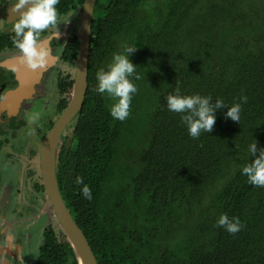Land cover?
<instances>
[{
    "label": "trees",
    "instance_id": "obj_1",
    "mask_svg": "<svg viewBox=\"0 0 264 264\" xmlns=\"http://www.w3.org/2000/svg\"><path fill=\"white\" fill-rule=\"evenodd\" d=\"M75 1L74 8L84 2ZM13 35L0 34V52L16 50ZM78 44L73 35L64 61H76ZM125 44L137 48L130 56L137 92L120 121L110 115L112 101L94 89L96 72ZM88 83L84 106L62 137L57 178L98 264H264V187L241 174L251 160L248 145L264 148V0H98ZM72 86L71 75L60 77L61 94ZM176 87L212 103L219 98L231 106L242 95L247 103L239 122L224 116L225 107L212 131L193 139L167 109ZM67 105V97L60 99L59 115ZM23 124L11 120L15 129ZM43 125L49 130L51 117ZM14 132L0 128V147ZM22 192L13 191L8 216L24 220L14 199ZM32 192L34 201L42 195V207L50 205L40 169ZM225 213L240 219L236 234L214 227ZM36 264L79 261L67 238L52 235Z\"/></svg>",
    "mask_w": 264,
    "mask_h": 264
},
{
    "label": "clouds",
    "instance_id": "obj_2",
    "mask_svg": "<svg viewBox=\"0 0 264 264\" xmlns=\"http://www.w3.org/2000/svg\"><path fill=\"white\" fill-rule=\"evenodd\" d=\"M59 3L60 0H14L11 3V11L18 13V18L11 23L10 30L14 34L12 43L20 52L19 64L31 70L45 69L48 66L52 52L41 37L49 29H55V31L49 33L48 39L59 37V13L56 7ZM121 48V51L112 55L111 62L106 69L102 68L96 72L97 85L94 91L106 94L112 101L109 107L110 115L113 119L124 121L129 116L130 104L133 95L137 92V87L132 82L137 65L133 64L130 59L131 54L137 48L126 44ZM11 71L16 72V66H12ZM69 75L73 77V71ZM71 91L72 88L65 94L68 102ZM212 101L211 96L199 93L183 94L179 87H176L166 97L167 109L180 115L182 124L193 139H198L202 133H210L216 121V112L225 107L227 111L223 113L224 116L234 122H239L241 104L247 103V96L242 95L240 102L233 103L231 106L226 105L223 99L218 98L215 103ZM247 151L251 160L242 167L241 174L247 178L250 185L264 187V148L258 150L257 142L254 141L248 145ZM76 184L82 185L81 195L91 200V189L81 177L76 178ZM12 220L14 221V218L10 217L11 226L14 225ZM214 227L223 228L229 234H236L243 225L238 217L230 218L225 213L218 217ZM24 255L23 250L18 253L16 264H24Z\"/></svg>",
    "mask_w": 264,
    "mask_h": 264
},
{
    "label": "rangeland",
    "instance_id": "obj_3",
    "mask_svg": "<svg viewBox=\"0 0 264 264\" xmlns=\"http://www.w3.org/2000/svg\"><path fill=\"white\" fill-rule=\"evenodd\" d=\"M2 25L3 22L1 23L0 28ZM69 33H72V31ZM60 37L61 39L64 38V40L62 41L67 40L66 39L67 37H64V35H61ZM59 50L58 52L60 55L61 52ZM3 53H8V52L5 51ZM1 64L6 65L7 63L1 62L0 69L4 67ZM17 64L18 63H15L16 66ZM57 69H59L64 75L66 73L67 74L72 73V71L74 72V64L64 63L63 60H57L56 69L52 70L49 74L48 73L46 74V77L42 79L43 84L41 85V87H39L38 89L37 88L30 89L31 91L29 97L31 99H28V97L23 98L27 100L25 101V103L23 102V99L17 101L14 104V107H12L10 104L7 107L3 102L0 103V106H3L7 110L5 112L4 110L1 111L0 109V128L4 130L5 124L9 123L8 121L9 118H12L13 116L16 117V119H23L27 121V123L24 126L25 129L30 128L29 124L34 123L36 127L35 130L34 129L33 130L34 132H36L37 135L33 132V130H31L33 134L29 137L30 139L29 141L34 142L38 146V149L35 152H31L29 151V149H27V153L25 154V156H21L20 158V165L24 166L21 168L26 171V174H25L24 182L18 185L22 188L23 192L21 194V197L19 198L18 196L16 200H18L21 205L20 209H25L26 217H24V220L13 217L16 220V224L14 225L16 227L15 229L13 227L7 232L9 233L8 239H6V232L5 233L0 232V245H1L0 264H16L18 253L22 250H23V254H25L23 256L24 264H36L39 254V249L42 246L44 242V238L46 236L48 237L54 235L56 238H59L60 240H64L66 238L65 233L59 226V223L56 219V216L52 210L51 205L42 207L40 205V203L43 200L42 196H40V198H38L36 201H34L32 196L33 186L34 183L37 182L39 175V167H38L39 146L41 147L45 135L48 132L47 128H49L46 127V125L45 126L43 125V121L51 117V122L55 123V121L59 117L58 109H57L59 101L60 99L66 96L60 93L58 87V79L56 77ZM11 81H13V79H11ZM14 87L15 86H8L5 88L3 87L0 88V98L5 94L7 96V94L11 92L10 90H12V92L16 91L17 87L16 88ZM25 93H26L25 94L26 97V95H28L29 93L28 91H26ZM3 99L5 98L3 97ZM39 117L40 119H38ZM39 120L41 123L39 122ZM23 144L26 145V143ZM61 146H60L61 149L59 155L60 154L62 155L64 152L63 151L64 147L62 148ZM10 162L11 161H8L7 163ZM11 165L16 167L15 162L11 163ZM2 182L3 181L0 179V216L8 212H11L10 207L12 203L10 192L8 193V198L6 200L3 199V197L6 195L5 194L6 192H4L3 188L8 187L10 190L11 189L13 190L14 188V185H7V180L5 181V184H3ZM28 189L31 191H29ZM15 190H16V185H15ZM26 191L29 192L26 194ZM23 196L25 197L27 196L26 197L27 199L26 200L25 198L22 199ZM29 198L31 200L33 199L32 204ZM31 208L33 209L31 210ZM81 219L83 220V218Z\"/></svg>",
    "mask_w": 264,
    "mask_h": 264
},
{
    "label": "flooded vegetation",
    "instance_id": "obj_4",
    "mask_svg": "<svg viewBox=\"0 0 264 264\" xmlns=\"http://www.w3.org/2000/svg\"><path fill=\"white\" fill-rule=\"evenodd\" d=\"M13 2L14 0H0V22L1 23L3 22V25L0 28V34L12 33L10 30L11 23L14 22V20L18 18V16L12 17L8 14L9 8L10 6H12L11 3ZM97 2L98 0L96 1V5H97ZM84 3H85V0L82 6H76L74 8V5H79L76 3V1L74 2V0H60V3L57 5V9L59 13V24H60L58 26V31L60 35L57 39L56 38L48 39L49 33L55 31V29H49L48 32L42 34V37H41V39L47 44V46L51 49V52H52V57L49 60L51 62H49L48 66L45 69L31 70V69H28L26 66L19 64L18 58L20 56V52L18 49L6 50L8 53H3L5 51L0 52V58H1L0 63L1 62L7 63L6 65L1 64L4 67L0 69V88L2 87L5 88L8 86H15L14 88L17 87L19 89L16 88V91L14 92L28 91L29 94L26 95V97L24 98L28 97V99H31L29 97L30 91H31L30 89H35V88L38 89L39 87H41V85L43 84L42 79L46 77V74L47 73L49 74L52 70L56 69L57 60H63L62 56H63L64 49L67 43L70 41L73 35L78 36ZM66 7H68V10L66 9ZM95 9H96V6H95ZM94 13H95V10H94ZM69 20L71 23L69 22ZM71 31L72 33H69ZM61 35H64V37H67L66 38L67 40L62 41L64 40V38L61 39L60 37ZM58 50L61 52L60 55H59ZM63 62L68 63L64 60ZM15 63H18L17 66L15 65ZM12 66H16L17 68L16 72L11 71ZM65 75H69V73L68 74L66 73ZM65 75L59 69L56 70V77L58 79V85H59L60 77L65 76ZM11 79H13V81H11ZM10 91L11 92H9L7 96L5 94L4 96L0 98V103L3 102L7 107L9 106V104L12 107H14V104L19 100H18V97L14 96L15 95L14 92H12V90ZM3 97L5 99H3ZM25 101L27 100L23 99L24 103ZM3 110L5 112L7 111L6 108H4ZM12 119L16 120L17 122L18 121L21 122L20 120H23V119H16V117L14 116L12 118H9L8 120L9 123L5 124L4 130L9 131L11 134L15 131L16 135L13 139H8V141H6V143H3L0 147V179L3 181L2 182L3 184H5V181L7 180V185H14L13 190L12 189L10 190L8 187L3 188L4 192H6L5 193L6 195L3 197V199L6 200L8 198V193L10 192L11 202H12L13 191L15 190V185L17 189L18 185L23 183L25 179L26 171L21 168L24 166L20 165L21 156H25V154L27 153V149H29V151L31 152H35L38 149L37 144H35L32 141H29L30 140L29 137L33 133L29 134V132L26 131L27 129H25L24 124L21 125L20 128L15 129L13 126H11ZM38 119H40V117ZM22 122L25 124L27 123L26 120H23ZM29 125L34 127L33 129L35 130L36 126L34 123L33 124L31 123ZM34 133L36 134V132ZM23 143H26V145ZM39 149H40V146H39ZM39 154H40V150L38 152V167H39ZM11 159L14 161H12ZM8 161H11V162L7 163ZM14 162H15L16 167L11 165V163H14ZM40 196L42 195L38 193V198H40ZM16 198L17 197H14L15 200ZM23 198H25V200L27 199L25 196H23ZM17 204H18L17 205L18 209H20V206H21L20 203L17 202ZM32 209L33 208H31V210ZM9 218L10 216H8V213L0 216V232H3V233L6 232V239H8V236H9V233L7 232L13 228V226H11L9 222ZM1 244H2V241H1Z\"/></svg>",
    "mask_w": 264,
    "mask_h": 264
},
{
    "label": "water",
    "instance_id": "obj_5",
    "mask_svg": "<svg viewBox=\"0 0 264 264\" xmlns=\"http://www.w3.org/2000/svg\"><path fill=\"white\" fill-rule=\"evenodd\" d=\"M96 1L85 0L78 33L79 44L77 58L74 63L72 94L69 97L67 107L47 132L39 154V167L45 194L48 197L59 226L76 252L79 264H98V261L86 234L74 219L62 196L57 178V166L62 137L68 126L82 110L88 92L89 56ZM11 8L12 6L9 8L8 14L12 17L18 16V13H13ZM14 94L20 100L25 97L26 93L18 91ZM0 107L1 110L4 109L3 106Z\"/></svg>",
    "mask_w": 264,
    "mask_h": 264
}]
</instances>
